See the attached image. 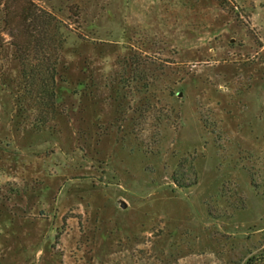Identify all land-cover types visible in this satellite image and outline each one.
Wrapping results in <instances>:
<instances>
[{
    "label": "rangeland",
    "instance_id": "1",
    "mask_svg": "<svg viewBox=\"0 0 264 264\" xmlns=\"http://www.w3.org/2000/svg\"><path fill=\"white\" fill-rule=\"evenodd\" d=\"M31 1L56 113L0 13V264H264V0Z\"/></svg>",
    "mask_w": 264,
    "mask_h": 264
},
{
    "label": "trees",
    "instance_id": "2",
    "mask_svg": "<svg viewBox=\"0 0 264 264\" xmlns=\"http://www.w3.org/2000/svg\"><path fill=\"white\" fill-rule=\"evenodd\" d=\"M3 32L15 47L20 65L17 89L13 93L19 111H33L37 129L55 117L56 78L59 48L58 21L31 0H0Z\"/></svg>",
    "mask_w": 264,
    "mask_h": 264
},
{
    "label": "water",
    "instance_id": "3",
    "mask_svg": "<svg viewBox=\"0 0 264 264\" xmlns=\"http://www.w3.org/2000/svg\"><path fill=\"white\" fill-rule=\"evenodd\" d=\"M120 206H122V207H124V206H125V204H124V202H123V201H121V204H120Z\"/></svg>",
    "mask_w": 264,
    "mask_h": 264
}]
</instances>
